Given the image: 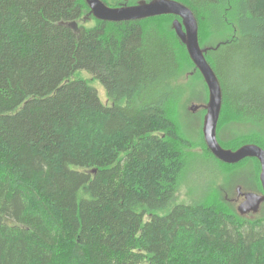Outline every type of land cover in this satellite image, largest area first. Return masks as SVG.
Segmentation results:
<instances>
[{
    "label": "trees",
    "instance_id": "obj_1",
    "mask_svg": "<svg viewBox=\"0 0 264 264\" xmlns=\"http://www.w3.org/2000/svg\"><path fill=\"white\" fill-rule=\"evenodd\" d=\"M178 1L199 38L203 27L220 36L205 45L223 89L219 142L229 148L223 114L264 133V0ZM89 11L85 0H0V264H264V212L244 220L212 187L177 200L193 163L225 164L198 120L188 134L176 118L198 87L188 80L207 87L176 16Z\"/></svg>",
    "mask_w": 264,
    "mask_h": 264
},
{
    "label": "water",
    "instance_id": "obj_2",
    "mask_svg": "<svg viewBox=\"0 0 264 264\" xmlns=\"http://www.w3.org/2000/svg\"><path fill=\"white\" fill-rule=\"evenodd\" d=\"M90 8L89 16L109 22H123L143 20L162 15H174L173 28L178 37L186 45L187 51L196 68L201 72L209 90V100L205 105L207 113L203 122V136L208 149L220 160L227 164H237L246 158H257L261 163L260 181L264 191V148L255 143H248L237 149L224 147L218 140V123L223 106V89L214 68L209 63L206 53L208 48H203L199 38V24L193 10L178 0H139L136 4H122L111 6L104 0H85ZM68 25L78 28L77 21ZM200 105L192 104L190 109L196 111ZM262 196L250 192L246 199L239 205V212L246 214L257 212Z\"/></svg>",
    "mask_w": 264,
    "mask_h": 264
},
{
    "label": "rangeland",
    "instance_id": "obj_3",
    "mask_svg": "<svg viewBox=\"0 0 264 264\" xmlns=\"http://www.w3.org/2000/svg\"><path fill=\"white\" fill-rule=\"evenodd\" d=\"M107 3L111 6H120L127 0H106ZM138 2V1H137ZM87 26H91L94 24V20L90 19L88 23H85ZM220 36L210 33L206 28H202V31L200 33V40L202 41V47L205 48V45H211L213 44V40L218 38ZM83 78L89 79L91 78V75L87 71H80V75ZM185 75L182 79V81L187 82V77ZM190 81H196L197 86L194 88L195 96L190 97L191 95H186L184 102L180 104V109L178 110V114L176 113L177 121H183L181 126L191 132H193L189 126L188 122L197 121V126L195 129L197 130V127L201 126L203 128V121L204 116L206 114V111L203 109V105L208 103L209 98V90L208 87L204 86L203 81H201V78L197 75L192 76ZM92 85L95 86L99 92L100 98L104 103L110 104V101L107 97L106 89L103 85V83L96 79L91 81ZM189 94V93H188ZM186 103V104H185ZM192 104H198L200 105L199 109L196 111H192L190 109V106ZM188 111V112H187ZM229 115H222V127L221 132L226 133L225 137H231L229 144L227 146L230 149H237L240 146L248 143H255L264 148V133L263 131H259L257 129H250V128H244L241 132L237 131V129H234V124L231 122V120L228 117ZM202 119V121H201ZM180 121V122H181ZM186 121V122H184ZM201 122V123H200ZM200 124V125H199ZM186 126V127H185ZM183 129V130H184ZM263 133V135H261ZM189 134V132H188ZM194 139L198 141L202 145V139L200 134L194 133ZM198 146L197 144H195ZM195 146V147H196ZM202 146L196 147V149H201ZM200 155V154H199ZM218 166V167H217ZM211 165L209 163H206L205 161H197L193 163L192 169L189 174H186V176L182 179V182L179 185V190L177 194V200L179 203H189V202H195L204 198H207L204 194L208 190V188H214L216 195H219L220 198H225L228 194L229 197H233L236 195V188L238 185H242L245 189H252L255 190V185L253 183H247L249 181L244 180V175H247L246 177L252 178V175L254 177L255 171H256V163L254 161H244L240 164L235 165H225L224 167H221L217 164ZM259 167V166H258ZM259 172H260V168ZM243 176V177H241ZM259 177V176H258ZM258 183V184H257ZM257 185H260V181L258 179V182L256 181ZM261 187V185L259 186ZM226 199V198H225Z\"/></svg>",
    "mask_w": 264,
    "mask_h": 264
},
{
    "label": "flooded vegetation",
    "instance_id": "obj_4",
    "mask_svg": "<svg viewBox=\"0 0 264 264\" xmlns=\"http://www.w3.org/2000/svg\"><path fill=\"white\" fill-rule=\"evenodd\" d=\"M107 3V2H106ZM124 4H127V3H124ZM131 5V4H130ZM209 100V98H208ZM206 105V104H205ZM205 105L202 104L203 106V109L206 111L207 113V109L205 108ZM206 115V114H205ZM205 117V116H204ZM204 122V121H203ZM203 140L205 142V139H204V136H203ZM206 144V142H205ZM207 146V144H206ZM208 148V147H207ZM212 153V152H211ZM200 155L202 153H199ZM213 154V153H212ZM214 155V154H213ZM215 156V155H214ZM216 157V156H215ZM217 158V157H216ZM218 159V158H217ZM219 161H221L222 163H224L225 165H228L227 163L223 162L222 160L218 159ZM244 161H254L256 163V171H255V174H254V177L252 175V178L250 179L249 177H246L247 175H244L245 177L243 178L244 180L246 181H249L247 183H253L255 185V190H250V189H245L242 185H238L237 188H236V195H234L233 197H229V195L227 194L226 195V200H228L232 206L235 208L236 212L243 217L244 220H258L256 218H259L261 217L262 213L264 212V201L261 202L257 212H254V211H251L249 213H246V214H241L238 210L239 208V205L245 201L246 199V194L247 193H250V192H254V193H257L258 195L262 196L264 194V191H263V187H262V184H261V181H260V173H261V163L260 161L255 158V157H252V158H246L245 160L241 161L240 163H243ZM240 163H237V164H240ZM229 165H235V164H229ZM259 166V167H258ZM260 168V172H259V169ZM259 176V177H258ZM243 177V176H241ZM258 179L260 181V185L261 187H259L260 185H257L256 184V181L258 182Z\"/></svg>",
    "mask_w": 264,
    "mask_h": 264
}]
</instances>
